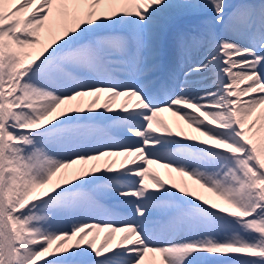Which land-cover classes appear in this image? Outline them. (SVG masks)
<instances>
[{
  "label": "snow or ice",
  "instance_id": "1",
  "mask_svg": "<svg viewBox=\"0 0 264 264\" xmlns=\"http://www.w3.org/2000/svg\"><path fill=\"white\" fill-rule=\"evenodd\" d=\"M0 264H264V0H0Z\"/></svg>",
  "mask_w": 264,
  "mask_h": 264
},
{
  "label": "bare ground",
  "instance_id": "2",
  "mask_svg": "<svg viewBox=\"0 0 264 264\" xmlns=\"http://www.w3.org/2000/svg\"><path fill=\"white\" fill-rule=\"evenodd\" d=\"M227 2L233 6H237V5L241 4V2L238 0H227ZM251 2L252 3H258L259 0H253ZM198 24H199V18L194 16V15H190V16L183 18V20L177 26H175L172 29V31H174V36H176L177 31H180V30L188 31V32L195 34L197 31V28H198ZM169 34H170V32H169ZM168 37H169V35H168ZM168 41H169V51H170V58H169L168 63H169V66L175 67L176 62H177V57L175 55V48H174L175 38L170 39V40L168 39ZM200 55H201V53L194 51L192 53V60L190 62H195L196 60H198ZM177 72L179 73V69H177ZM161 75L163 76L164 74L162 73ZM180 78L182 79V76ZM117 104H118V102H117ZM160 115H161L162 119H164L167 123H169L171 126H173V131L177 130L175 128V125H174V121L176 120V118L173 117L171 115V113L164 112V113H161ZM180 123L187 133L193 134V135H198L197 133L192 132V130L190 128H188V126L186 124H184L182 121ZM150 167L155 172L159 173L161 178L166 180V181L170 180V181L179 182L181 180V177L175 172H172L171 176L169 177V175L167 174V171L165 169L159 167L158 165H151ZM183 179L187 182V184L190 188L198 187V186L194 185V182L192 180H190L188 177H183ZM201 191L203 192V190H201ZM204 194L206 196H211L210 193L205 192ZM72 222L73 221L70 218H66L62 222L59 223V226L63 227V228H69V227H71ZM103 236H104V233L103 232L100 233L99 237L97 238V244L101 243Z\"/></svg>",
  "mask_w": 264,
  "mask_h": 264
},
{
  "label": "rangeland",
  "instance_id": "3",
  "mask_svg": "<svg viewBox=\"0 0 264 264\" xmlns=\"http://www.w3.org/2000/svg\"><path fill=\"white\" fill-rule=\"evenodd\" d=\"M245 2V0H241V3ZM248 2H250V0H248ZM172 38H175L176 36H174L173 34L171 35Z\"/></svg>",
  "mask_w": 264,
  "mask_h": 264
}]
</instances>
